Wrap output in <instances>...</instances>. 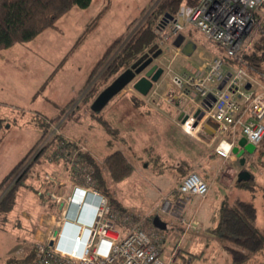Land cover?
<instances>
[{"label": "rangeland", "instance_id": "obj_1", "mask_svg": "<svg viewBox=\"0 0 264 264\" xmlns=\"http://www.w3.org/2000/svg\"><path fill=\"white\" fill-rule=\"evenodd\" d=\"M153 2L154 0H92L85 9L74 7L69 10L55 23L56 28H48L32 41L13 45L0 52V55H4V59L0 61V118L3 120L0 129V181L24 158V162L11 176V181L26 167L28 172L31 169L24 181L29 188L21 187L18 190L15 205L0 228V264L13 263L23 250L45 237L50 229V219H59L58 203L65 201L73 183L77 182L74 181L77 176L75 172H79L84 178L86 164L80 161L82 156L78 155L82 153L102 165L106 155L123 151L134 170L124 182L114 184L107 180L113 198L122 203L124 211L134 214L142 222L158 216L171 224L172 228L163 233H176L179 227H184L178 220L169 219L163 210L164 202L171 200L170 192L179 184L172 150L201 154L202 149L193 145V141H187L189 136L182 132L178 121L172 122V118L176 117L175 113L166 110L165 101L160 107L164 114H160L159 120L146 115V111L139 109L140 107L137 110H123L125 102H134L133 96L138 97L132 86L128 85L100 113H95V117L91 116L93 111L90 104L111 81L98 87L99 93L94 98L86 101L85 96L101 68L117 51L127 34L138 28L150 13ZM255 17L260 19L258 23H262L264 8L255 10ZM165 31H168V27ZM250 32L247 43L250 46L251 43L259 44V34L252 33V30ZM193 37L197 43L194 53L196 66L199 67L221 54V50L200 32L195 31ZM119 38L122 41L112 48L106 61L93 75L96 64ZM161 60L162 64L167 61L165 58ZM169 61L172 72L180 70L182 65L179 58L172 60L170 55ZM183 74L190 73L183 71ZM166 77L170 81L169 76ZM165 81L152 94L138 97V104L144 103L148 98L150 101H158V94L165 90ZM43 84L44 88L41 89ZM172 87L176 89L174 85ZM180 108L191 116L195 111L194 105L185 109L182 104ZM124 118L130 121H125ZM149 118L153 121L148 120ZM119 119H122V123H119ZM130 127L141 132L147 131L146 135H131ZM43 128L47 129L46 135L42 134ZM124 131L127 134H122ZM53 135H59L62 141L56 142L55 149L48 147L45 151L41 150ZM156 146L169 150L171 158L163 157L162 161L158 160L150 150L151 147L155 150ZM143 148L145 149L142 150ZM39 153L41 155L36 160ZM262 161L260 167L255 168L249 160L243 166L256 177V181L261 180L263 193L264 175L259 177L257 172L260 169L264 174V158ZM236 167L239 170L242 168L238 164ZM232 190L234 196V184L229 190L213 186L208 204H219L226 195L232 198ZM246 191L252 196L253 191L261 193L259 189ZM253 198L260 200L261 196L256 194L249 201L254 204L264 221V201H254ZM196 220L200 223L206 221L204 216H198ZM262 223L263 231L264 222ZM54 230L56 228L53 227L52 231ZM36 233L40 238L35 237ZM225 245L227 244L210 232L202 231L197 235L189 231L181 251L178 253V246L174 244L176 249L168 254L167 260L170 264H232Z\"/></svg>", "mask_w": 264, "mask_h": 264}, {"label": "built area", "instance_id": "obj_2", "mask_svg": "<svg viewBox=\"0 0 264 264\" xmlns=\"http://www.w3.org/2000/svg\"><path fill=\"white\" fill-rule=\"evenodd\" d=\"M263 1L192 0L191 4H182L171 20L157 23L155 32L160 39L156 44L162 50L172 35L176 36L187 26L221 50V55L205 61L198 71L171 76L177 89L196 90L191 103L199 106L205 100L210 104L203 109L204 115L194 128L196 119L191 115L183 123L178 118L187 133L193 134L207 120H213L217 125L214 132L218 135H233L239 130L255 147L262 141L264 72H254L247 66H229L224 57L233 58L244 46L257 24L255 10ZM209 94L215 97L214 102L208 98ZM168 101H172V95ZM232 149L233 142L221 137L214 152L228 159ZM92 171L86 164L84 178L75 172L77 182L73 183L65 201L58 203L59 219H50L45 237L33 242L10 264H167L163 255L164 234L130 212L110 211L108 198L94 187ZM175 191L178 197L165 201L163 210L183 222L181 215L186 199L204 198L208 185L198 174L190 172ZM53 227L56 230L52 231Z\"/></svg>", "mask_w": 264, "mask_h": 264}, {"label": "trees", "instance_id": "obj_3", "mask_svg": "<svg viewBox=\"0 0 264 264\" xmlns=\"http://www.w3.org/2000/svg\"><path fill=\"white\" fill-rule=\"evenodd\" d=\"M91 1L0 0V51L16 44L28 43L44 30L56 28L55 23L69 10L74 7L85 9L90 5ZM153 3L152 10L144 18L141 25L127 34L128 36L123 40L117 51L101 68L95 82L91 86L92 88L87 90L85 95L86 101L94 98L99 93L98 87L108 84L157 43L158 38L155 28L164 14L173 17L182 4H191L192 0H154ZM260 8H264V1L257 9ZM259 20L257 19V26L254 27L252 33L259 34L260 39L257 42H261L259 44L251 43L252 45L254 44L252 47V45L250 46L247 43L251 35L248 36L244 46L233 58L224 57V61L229 66H247L254 72H264L262 69L264 58V21L258 23ZM120 41H122V38L121 40L120 38L116 39L108 48L103 59L94 67L92 71L93 75L97 73L100 66L106 61V58L112 52V48L118 45ZM43 88L44 84L41 86V89ZM133 98L134 103L138 104L140 102L138 97L133 96ZM91 116L95 117L96 114L92 112ZM2 121V118H0V129L2 128ZM42 134H47L46 128H43ZM57 141L61 142L62 138L59 135H53L41 150L45 151L48 147L55 149ZM255 154L256 160L262 164L264 158V137L259 145L256 146ZM40 155L39 153L35 159L37 160ZM78 155L82 156V161L85 164L93 168L91 174L94 187L108 198L110 211L125 212L124 207L111 195L107 180L118 184L129 178L133 173V166L130 162L119 151L106 155L102 160V165H99L86 153ZM24 159L0 181V228L5 223L8 213L15 205L18 190L21 187L29 188L24 184V181L32 165L29 168V172L28 167H26L13 181L10 179L21 163L24 162ZM242 169H245V167L242 166ZM249 173L250 179L248 181H237L235 178L233 182L234 186L238 189L253 190L258 183L255 176L251 172ZM177 197L178 194L175 191L172 199H176ZM256 220V209L250 202L236 199L232 205L224 202L219 208L217 224L209 232L227 244L224 248L231 255L232 264H247L252 256L264 253V233L257 229Z\"/></svg>", "mask_w": 264, "mask_h": 264}, {"label": "crops", "instance_id": "obj_4", "mask_svg": "<svg viewBox=\"0 0 264 264\" xmlns=\"http://www.w3.org/2000/svg\"><path fill=\"white\" fill-rule=\"evenodd\" d=\"M194 32H195V30L193 28H190L187 26L176 36L172 35V38H170V40L165 43V46L163 48V53L158 58L160 61L157 60L156 62L159 65L166 67V69H165V72H164V75L162 76V78L149 91V93L156 91L157 87L160 86V84H162V82L166 80L165 81L166 82L165 83L166 84L165 90L163 92H161L160 94H158L159 100L158 101L157 100H155V101L151 100L150 101V99L148 98V99H146V101L144 103H141V104H136L134 102H129V103L125 102V104L122 105L123 110L124 109L127 111L137 110L140 107L139 109L146 111V115H149L150 117H154L156 120H159V117L161 116L160 114H162V115L164 114L163 111H161L160 107L163 106L162 103H163V101H165L166 102V110H169V111H172L173 113H175L176 117H174V119L172 118V122H176V121H178V118H179V115L181 114V112H183L180 108V105L183 104L185 109H187L189 104L194 105L195 109L198 107L197 104H193L190 102V99L195 97V92L193 89L190 90V89H186V88H182V89L176 88L175 89L176 91H175L172 87L173 84L171 82L172 74H174V73L183 74V71L189 72L190 74H192L195 71H198L202 66V65H200L198 67L195 64L196 59L194 58V53L197 50V43H196V38L193 37ZM178 37H183V41L179 47H175L173 44L177 40ZM186 41H192L195 45V48L192 51L190 56H186L181 52V47L184 45V43ZM177 48H178V50H177ZM170 55L172 56V60L175 59L176 57L179 58V63L182 65L180 70L177 72H172V70H171L170 61H169ZM199 56L200 55L198 54L197 57H199ZM163 58H165L167 60L165 64H162L161 59H163ZM3 59H4V55H0V61H2ZM183 69H185V70H183ZM170 73H171V75H170ZM166 76H169L170 81L167 80ZM135 94L138 97L141 96L137 92H135ZM170 95H172V101H168V96H170ZM151 97H152V95H151ZM140 98H143V96H141ZM123 115H125V114L123 113ZM124 120L130 121L127 118H124ZM148 120L153 121L152 118H149ZM119 123H122V119H119ZM129 125H131V123ZM204 125H205V123H204ZM216 127H217L216 123L213 120H209L208 125L206 127L201 126L193 134L187 133L186 131L181 129L185 135L189 136V138L187 137V141L188 140L193 141V145L200 147L202 149V150H200L201 154H193L195 152L191 151V150H190L191 152H189L188 150H185V151H183V153L180 151L172 150L173 151L174 167L178 172V181L180 182L182 180V178L185 175H187L188 173L194 172V173L198 174L207 183L208 193L206 194V196L204 198L197 197V196H190L186 199V203L184 205L182 215H181L183 218V222H180L179 219H177L173 216H170L169 214H166L169 219L178 220L180 222V224H182L184 226L183 228L179 227L176 230V233H174V232H170V234L163 233V231L168 230L172 227H171V224H167L166 222H164L160 219L162 222H164L166 224V229L160 230V231L164 234L163 255H164V259H166L165 262L167 264L171 263L167 260L168 254L170 255L172 250L176 249L174 247V244H176L178 246L177 249H178V253H179L181 251L182 245L185 243V238H186L187 233L189 231L198 235L202 231L209 232L210 229L216 225L215 222H217V219H218V210L221 207L222 203L226 202L227 204L232 205V203L236 199L252 203L249 200L251 199V197H253L256 194H259L261 196L260 200L256 199L257 201H264L263 193H262L263 189H261L262 186H260L261 180L260 181L257 180L258 185L255 186L253 188V190L259 189L261 191V193L253 191L254 195L252 196L251 194L248 193V191H246V189H238L234 186L235 187V193L233 196V190H232V195H231L232 198H228L226 195L223 201L220 200L219 204L217 202H216V204H214L215 208H214V205L210 206L208 204V199L210 198V194H211L213 186H215L217 189H221L224 187L225 189L229 190V189H231V186L233 185L234 179L235 178L237 179V175L239 172H241V171L249 172L248 170L242 169V168H241V170H239L236 167L237 164L242 167L245 164V161L249 160L250 163L255 168L260 167V165H261V163H259L256 160L255 150L252 153H249L246 151H244L242 153L241 157H243L245 160L243 165L240 164V158H238L233 153H232L231 157L228 159H223L222 157L216 155V153L214 152V147L221 137H224L227 140H230L231 142H233V147H237L238 141L241 138H244L239 130L235 131V134H233V135L232 134L231 135L227 134L224 136L218 135L214 132ZM129 129H130L131 135L133 133H135V134H141L142 136H145L146 132H147V131L141 132L140 130L134 129L132 127H130ZM122 134H127V133H126V131H124V132H122ZM146 148H149V147H146ZM160 148H162V149H160ZM160 148L157 146H156L155 150L152 147L150 148V150L154 152V154L158 160L162 161L163 157L171 158L169 150H166L163 147H160ZM144 149L145 148H143L142 150H144ZM240 149L241 148H239V150ZM255 149H256V147H255ZM200 151H198V152H200ZM119 152H121V154L124 155V157L128 160V162H130L129 159L127 158V156L125 155V153H123V151H119ZM188 153H190V155ZM130 164H131V162H130ZM257 172H258L259 177H262V175H264L263 172L260 171V169L257 170ZM256 176H257V174H256ZM128 179L129 178L125 179L124 181H126ZM255 179H256V177H255ZM124 181H122V182H124ZM176 189L177 188H175L173 191L170 192V196L172 195L171 200L173 198V193L175 192ZM253 200L256 201L254 198H253ZM120 204L122 205L121 202H120ZM253 206H254V204H253ZM122 207H124V206L122 205ZM85 215H88V213L85 212ZM198 216H204V220H206V221L203 223H200L199 221L197 222L196 219ZM256 217H257L256 227L260 232H263L264 229L262 231L261 226H263L262 222H264V221L261 220V217L259 216L257 209H256ZM146 222L152 224V219L149 221H145L144 223H146ZM166 235H168V237ZM35 237L40 238V236H38L37 233L35 234ZM176 241H177V243H176ZM187 246H188V244H187ZM174 260H172V261H174ZM247 264H264V253L262 255L252 256L250 261Z\"/></svg>", "mask_w": 264, "mask_h": 264}, {"label": "water", "instance_id": "obj_5", "mask_svg": "<svg viewBox=\"0 0 264 264\" xmlns=\"http://www.w3.org/2000/svg\"><path fill=\"white\" fill-rule=\"evenodd\" d=\"M172 17L164 14L159 22L171 20ZM183 41V37H178L174 42L175 47H179ZM195 45L192 41H186L181 47V52L190 56L194 50ZM163 53V50L158 47L157 44L153 45L144 55H142L137 61L131 64L127 69L118 74L92 101L90 104V109L94 113H99L106 104L119 94L126 86L131 85L132 89L140 94L141 96H146L152 87L162 78L165 72V68L159 65L156 61L159 56ZM222 86V85H221ZM219 87V89L221 88ZM248 87V86H247ZM211 102L215 101V97L212 94L208 95ZM191 104L188 105L190 107ZM210 107V104L205 100L201 103L193 112L192 117L196 119L193 123V128L196 127L198 120H200L203 115V109ZM187 107V108H188ZM187 114L181 112L179 118L181 122H185L188 119ZM209 120L205 122L204 127L208 125ZM239 148H241L239 150ZM255 150V146L247 142L246 138H241L238 141L237 147H233L232 153L240 158V164H244V158L241 157L244 151L252 153ZM250 179V173L247 171H241L237 175V181H248ZM152 225L159 230H165L166 224L160 220L158 216L152 218Z\"/></svg>", "mask_w": 264, "mask_h": 264}]
</instances>
